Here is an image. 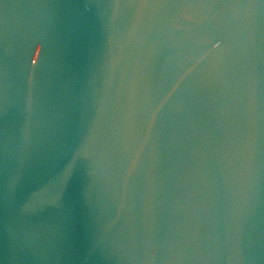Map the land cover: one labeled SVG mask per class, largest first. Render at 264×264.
I'll list each match as a JSON object with an SVG mask.
<instances>
[{"label": "water", "instance_id": "water-1", "mask_svg": "<svg viewBox=\"0 0 264 264\" xmlns=\"http://www.w3.org/2000/svg\"><path fill=\"white\" fill-rule=\"evenodd\" d=\"M0 264H264V0H0Z\"/></svg>", "mask_w": 264, "mask_h": 264}]
</instances>
